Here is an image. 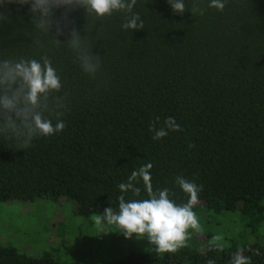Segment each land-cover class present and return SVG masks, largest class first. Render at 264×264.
Wrapping results in <instances>:
<instances>
[{
	"label": "trees",
	"instance_id": "16d2710c",
	"mask_svg": "<svg viewBox=\"0 0 264 264\" xmlns=\"http://www.w3.org/2000/svg\"><path fill=\"white\" fill-rule=\"evenodd\" d=\"M183 2V14L168 0H136L131 12L101 17L81 0H49L47 15L34 10L35 0H0V204L68 198L79 214L118 212L120 195L149 198L142 180L139 196L118 185L150 162L153 190L168 188L177 204L189 198L177 176L202 185L204 208L193 211L210 214L206 226L222 214L240 218L239 234L223 244L202 219L206 242L191 233L175 253L131 252L99 264H230L241 249L251 264H264V0H225L222 12L210 0ZM136 13L144 28L123 29ZM45 59L61 87L32 105L28 85L9 69L32 60L43 69ZM86 59L94 72L84 70ZM36 114L66 126L44 137ZM156 117L157 127L173 117L182 131L153 140ZM0 264L95 263L0 245Z\"/></svg>",
	"mask_w": 264,
	"mask_h": 264
},
{
	"label": "clouds",
	"instance_id": "9594fccd",
	"mask_svg": "<svg viewBox=\"0 0 264 264\" xmlns=\"http://www.w3.org/2000/svg\"><path fill=\"white\" fill-rule=\"evenodd\" d=\"M82 4L88 6L89 11H94L98 16L110 15L113 10L126 9L131 12L136 0H81ZM176 14H183L185 4L183 0H168ZM49 0H35L34 10H40L47 15L50 11ZM209 7L218 11L225 8V0H210ZM194 12L196 9L193 10ZM203 15V11L200 12ZM139 21V23H138ZM127 29H142L144 21L140 19L138 13L133 14L132 18L122 25ZM72 45L78 44V37L73 34ZM86 72H94L96 65L91 64L87 59L83 64ZM13 74V79L19 76L28 85L27 100L30 104L36 105L38 95L45 93L50 89L59 90L61 87L60 78L56 74V70L51 66L50 61L45 59L44 68L36 60L27 63H20L14 68L9 69ZM4 106L11 108L12 100L5 98ZM35 128L44 137H50L62 131L66 124L58 121L55 126L51 121L43 120L39 114L33 117ZM160 118L156 117L149 125V131L153 133V140H161L166 137L169 131H182L181 126L176 123L173 117H167L160 127ZM193 145H189L192 147ZM152 163L141 166L138 170H134L128 177L127 182L120 183L118 188L121 193L131 191L134 195L139 196L141 189L136 185L142 180L144 189L148 194V199L125 201V196L120 195L119 211L116 212L112 207L104 209L102 214H95V223L97 225L107 224L116 226L119 232L127 239L135 236L137 239H147V241L155 246V251L159 254L175 253L187 246L189 239V229L196 232L202 231V227L198 221L196 213L193 211L194 206L198 204V197L203 190L202 185H197L194 181H190L183 176H177L175 183L180 189L188 195L186 203L177 204L170 199V190H153L151 183ZM174 195V193H171ZM221 236L213 237V241H219ZM215 247H221L215 245ZM211 250V249H210ZM255 255H259L256 250ZM206 264H215L214 260L209 259ZM230 264H251V258L244 254V250L237 251L231 259Z\"/></svg>",
	"mask_w": 264,
	"mask_h": 264
},
{
	"label": "rangeland",
	"instance_id": "374dc122",
	"mask_svg": "<svg viewBox=\"0 0 264 264\" xmlns=\"http://www.w3.org/2000/svg\"><path fill=\"white\" fill-rule=\"evenodd\" d=\"M197 205L204 208L203 202ZM77 208V204L68 198H61L57 202L38 198L35 201L11 200L1 203L0 245L13 246L33 257L49 253L61 263L95 264L116 261L131 252L155 249L147 239H137L135 236L125 238L114 225H97L95 214H79ZM209 216L206 212L197 215V218L199 223L203 219L206 231L216 232L213 237H223L221 244L232 237L230 234H239L238 215L215 216L211 227L205 224ZM191 233L196 235V231L189 229V235ZM199 233L196 238L206 242V235L202 231ZM258 234L264 238V223Z\"/></svg>",
	"mask_w": 264,
	"mask_h": 264
}]
</instances>
